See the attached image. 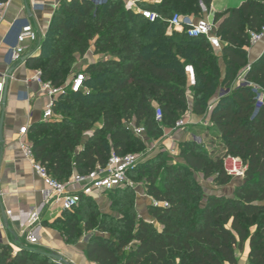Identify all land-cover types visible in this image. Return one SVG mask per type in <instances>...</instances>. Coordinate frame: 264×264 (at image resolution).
I'll return each mask as SVG.
<instances>
[{"label": "trees", "instance_id": "1", "mask_svg": "<svg viewBox=\"0 0 264 264\" xmlns=\"http://www.w3.org/2000/svg\"><path fill=\"white\" fill-rule=\"evenodd\" d=\"M212 1L143 4L141 10L158 17L150 23L126 8L123 0L100 5L89 0H62L41 41L40 55L26 62L54 87L67 85L78 73L86 76V90L67 91L55 102L53 113L61 114L60 119L40 121L28 128L34 161L61 182L72 174L84 175L104 166L111 153L127 155L161 137L165 130L174 129L178 116L189 106L186 67L193 70L194 115L207 114L208 101L218 87L228 90L209 113L221 139L222 156L209 157L195 143L184 141L182 162L164 166L161 187L151 174L160 165L155 156L127 173L128 178L135 172L146 176V195L166 202L167 208L149 205L147 220L116 196L127 194L128 199L133 191L117 188L107 192L114 198L111 206L118 209L113 213L100 214L95 209L97 199L82 197L77 208L63 212L49 225L69 217L62 222L66 244H74L83 231H95L84 249L91 264H238L236 250L247 241L245 264H264V105L253 117L251 90L243 84L233 88L242 72L243 80L264 91V54L248 65L246 52L249 33L264 27V0H245L237 8L213 15L214 35L222 43L220 56L203 37L167 33L173 14L202 19L200 4L208 11ZM91 49L101 60L70 76L71 63ZM218 61L224 65V74ZM157 111L161 122L156 121ZM129 123L144 129L143 138L134 134ZM94 126L92 136L86 137ZM226 156L239 158L246 166L244 179L231 195L205 194L192 173L212 178L216 187L227 186L231 177L224 170ZM125 208L128 210L123 211ZM43 253L31 247L13 255L11 248L3 245L0 264H55Z\"/></svg>", "mask_w": 264, "mask_h": 264}, {"label": "crops", "instance_id": "2", "mask_svg": "<svg viewBox=\"0 0 264 264\" xmlns=\"http://www.w3.org/2000/svg\"><path fill=\"white\" fill-rule=\"evenodd\" d=\"M62 0H11L4 10V17L0 21V74L8 73L9 80L5 85L0 81V120L2 119L0 139V208L4 212L11 211L14 216L25 213L42 201V191L45 189L43 181L34 174L31 164L27 161L19 148V131L30 128L42 118L48 97L42 93L36 83H26V80L35 72L27 67L26 63L8 65L9 50L14 46L16 36L24 24H31L42 41L49 28L55 10ZM128 9L137 11L139 0H123ZM160 0H151L148 3H158ZM245 0H213L208 11L211 22L216 12L239 7ZM247 63L251 65L264 54V42L248 47ZM221 55V52L218 54ZM27 56V55H25ZM24 56V57H25ZM23 57V58H24ZM100 55H94L92 49L84 56L87 65L101 60ZM222 63V61H221ZM224 74V65H221ZM187 86L194 84L193 70L186 67ZM243 76V73H242ZM241 76V77H242ZM237 87V86H235ZM164 136L167 145L173 142L176 134L172 130H165ZM171 133V134H170ZM163 147V146H162ZM101 196L97 198L100 199ZM143 199L145 197L141 196ZM151 205L148 197L144 200L145 212L141 217L148 219L147 207ZM143 210V209H142ZM59 210L47 213L43 219V226L39 234V244L35 248L46 253L51 251L61 252L66 243L51 226L52 222L61 216ZM6 217L4 222L0 216V247L5 245L12 249L13 255L18 252V247L24 243L20 236V225L14 218ZM45 224H48L45 226ZM159 227V226H157ZM67 247V246H66ZM249 253V242L244 244L242 263L245 264ZM62 256L66 263L76 261L77 264H91L83 255V260L69 259ZM61 257V258H62ZM62 258V262H63ZM83 261V262H82Z\"/></svg>", "mask_w": 264, "mask_h": 264}, {"label": "built area", "instance_id": "3", "mask_svg": "<svg viewBox=\"0 0 264 264\" xmlns=\"http://www.w3.org/2000/svg\"><path fill=\"white\" fill-rule=\"evenodd\" d=\"M11 0L0 2V21L4 17V10ZM95 5H100L107 0H89ZM204 14L202 19H195L190 16H181L173 14L168 20L167 33L172 31L184 32L190 38L203 37L206 39L211 50L218 55L222 51V43L220 39L214 35V26L210 22L206 13V8L200 4ZM144 19L150 23L158 20L155 13L149 10L138 9L136 11ZM264 42V27L259 31L249 33V47ZM40 44L37 32L31 24L21 26L15 40L14 46L9 50L8 65H19L25 55L31 58H37L40 55ZM8 73L0 74L2 85L9 80ZM241 84L247 86L253 94L254 108L253 117L257 114L260 107L264 105V91L257 84L243 80L240 78ZM86 76L83 73L76 74L72 80L65 86L54 87L50 82L43 81L40 71H35L26 83H36L42 93L48 97V103L44 108L41 120L51 121L59 119V116L53 113V106L57 99L64 95L67 91L78 93L85 89ZM156 121L161 122V114L156 113ZM134 134L143 138L144 129L135 127L133 123H129ZM184 127V122L177 121L173 130ZM94 129L85 133L86 137H91ZM174 132V131H173ZM28 129L22 128L19 131V148L23 157L30 162L32 170L44 183L45 189L42 191V201L38 206L32 207L25 213H19L14 216L11 211H6L5 216L14 218L20 225V236L24 239V243L18 247V252L22 249L36 247L39 244V232L43 226L45 214L53 213L59 210L63 212H71L80 204L82 197L97 199L104 193L117 188H133L132 182L129 180L127 173L134 169L139 163V157L132 155L119 156L111 153L107 163L104 166H97L91 172L79 175L72 174L66 181H58L50 176L46 168L40 163L34 161L31 149V143L28 141ZM224 170L226 174L234 179H244L246 166L239 158L226 156L223 160ZM151 206L167 208L166 202H158L151 199ZM17 253V252H16ZM54 262V261H53ZM55 264H66L62 261H55Z\"/></svg>", "mask_w": 264, "mask_h": 264}, {"label": "rangeland", "instance_id": "4", "mask_svg": "<svg viewBox=\"0 0 264 264\" xmlns=\"http://www.w3.org/2000/svg\"><path fill=\"white\" fill-rule=\"evenodd\" d=\"M148 1L151 0H139L138 1V8L144 9L143 4H147ZM125 3V7H126ZM127 8V7H126ZM209 11V10H208ZM208 11L206 10L205 14H208ZM168 34H171V32H168ZM87 65V60L82 58H76L74 62L71 63L70 70L68 71L70 76H73L74 74L78 73L79 71H82V69ZM221 61H218V66L221 68ZM222 75V74H221ZM242 72L239 73L236 77V80L234 82V86H238L241 84V78ZM194 77V76H193ZM194 79V78H193ZM188 88L187 84L185 87V95L188 98L189 106L185 109V111L178 116L177 121L184 122V127L173 130L171 133H175V139L173 142H168L166 146L165 143L167 140H165L167 137L164 135L167 134L163 132L161 137H158L154 140H148L146 142V145H141L136 148L131 149L127 152V155L137 156L139 157V162H144L148 158H151L153 156L159 158V166L158 169L153 171L151 174L156 177L157 179V185L162 186L164 182L165 177V171L164 166L165 165H176L179 162H182V159L180 158V152H181V144L184 141H190L195 143L197 146H199V150L205 152L209 157H216V156H222L224 153V150L221 145V139L218 135L217 131L215 130L214 126L209 121V113L213 106L216 104L217 100L226 95L228 93V90L222 91L221 87H218L215 94L209 99L208 101V107H207V114L203 116H197L194 115L192 112L191 104L193 103V92ZM59 119L61 118V114L58 115ZM93 129H96V126L93 127ZM170 133V134H171ZM163 146V147H162ZM159 156V157H157ZM156 162V160H154ZM153 162V163H154ZM155 167V166H154ZM154 167H151L150 170L152 171ZM156 172V173H155ZM192 176L194 180L202 187L205 194L210 193H218L222 192L226 195H231L237 185L241 183V179H234L231 178L230 183L227 186L224 187H216L213 184V179H204L203 175L201 173L193 172ZM145 178L146 176L142 177L141 175H137L135 172L134 174L129 176V180L133 184V188H130L131 191H133L132 196H130L128 199H126L127 194H118L116 195L118 199H120V202L124 203H130L131 206L133 205L136 211L138 212V216H141L142 212H145L146 208L144 207V200L146 197V184H145ZM144 199L141 196H144ZM149 198V197H148ZM113 196L107 193H104L101 195L100 199L97 200L98 203H95L96 210L100 214H111L114 211L118 209H113L112 201ZM150 202L151 199L149 198ZM143 209V210H142ZM128 210V208H125L123 211ZM69 220V217L67 215L63 216L62 221L55 223L51 228L59 234V236L63 239L65 242L62 230L63 225L62 222ZM53 223V222H52ZM82 227V225H81ZM95 232V231H94ZM94 232H82L80 236L78 237L77 241L74 244H66L64 247V250L61 252L57 251H51V253H56L59 255H63L65 258L74 259L77 258L79 261L83 260L84 255V249L90 240L91 236L94 234ZM66 243V242H65ZM12 250V249H11ZM50 253V252H49ZM244 254V245L240 250H236V256H237V262L238 264H241L242 257ZM62 257V256H61ZM63 258V257H62ZM63 262L66 263V260L63 258ZM83 262V261H82ZM66 264H70V262H67ZM73 264H77L76 261H73Z\"/></svg>", "mask_w": 264, "mask_h": 264}, {"label": "water", "instance_id": "5", "mask_svg": "<svg viewBox=\"0 0 264 264\" xmlns=\"http://www.w3.org/2000/svg\"><path fill=\"white\" fill-rule=\"evenodd\" d=\"M31 57L30 56H25L23 59H22V62L23 63H26L29 59H30ZM1 129H2V119L0 120V139H1ZM0 216H1V218H2V220L4 221V222H6V217H5V212H4V210H3V208H0ZM43 255L46 257V258H48V259H50V260H52V261H62V258H61V256L59 255V254H56V253H43Z\"/></svg>", "mask_w": 264, "mask_h": 264}]
</instances>
